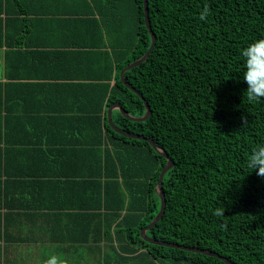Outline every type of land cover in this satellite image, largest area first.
Wrapping results in <instances>:
<instances>
[{"label":"trees","instance_id":"trees-1","mask_svg":"<svg viewBox=\"0 0 264 264\" xmlns=\"http://www.w3.org/2000/svg\"><path fill=\"white\" fill-rule=\"evenodd\" d=\"M0 0V207L44 208L62 237L90 242L98 264H226L150 237L264 264V176L248 167L264 147V99L239 80L241 51L264 38V0ZM144 100V101H143ZM43 166V169H41ZM39 168V169H38ZM3 177V178H2ZM31 177L30 180H19ZM14 178L9 182L8 179ZM26 202L10 204L8 185ZM225 209L222 216L214 213Z\"/></svg>","mask_w":264,"mask_h":264},{"label":"crops","instance_id":"crops-1","mask_svg":"<svg viewBox=\"0 0 264 264\" xmlns=\"http://www.w3.org/2000/svg\"><path fill=\"white\" fill-rule=\"evenodd\" d=\"M3 50L0 47V79L3 77ZM39 169V168H38ZM43 169V166H41ZM3 178V177H2ZM22 177L19 180H30ZM14 178L8 179L9 182ZM16 184L8 185L10 204L44 205V197L26 200L15 191ZM46 209L36 207H0V264H48L55 257L57 264H98L99 255L90 242L50 240L49 237H62L58 221L51 220V229L44 216Z\"/></svg>","mask_w":264,"mask_h":264},{"label":"water","instance_id":"water-1","mask_svg":"<svg viewBox=\"0 0 264 264\" xmlns=\"http://www.w3.org/2000/svg\"><path fill=\"white\" fill-rule=\"evenodd\" d=\"M143 11H144V22H145V26L148 29L150 36H151V43L149 48L146 50V52L138 59L134 60L133 62H130L129 64L125 65L121 70H120V80L121 82L130 90H132L133 92H135L136 94L138 93L125 79H124V71L127 69H130L131 67H134L136 65H138L140 62L144 61L147 56L149 55V53L152 51L154 43H155V37L154 34L151 32L150 30V25H149V18H148V7H147V0H143ZM144 101V100H143ZM144 105H145V113L144 115L140 116V117H133L131 115H129L122 107L119 103H113L111 104L107 109H106V118L107 121L110 125V127L115 130L116 132H119L121 134H124L128 137L131 138H135V139H142V140H146L149 142V144L151 145V147L158 152L159 154H162L165 158H166V163L164 164V166L162 167L158 179H157V183H156V192L160 198V208L157 212V214L155 215V217L144 227H142L139 231V235L140 237L150 243H154V244H158V245H163V246H168V247H173V248H180L182 250H188V251H192V252H198V253H202L205 255H209V256H215L221 260H223L226 264H233L231 263L227 258H225L224 256L219 255L218 253L211 251V250H207V249H203V248H199V247H195V246H188V245H183V244H178V243H174V242H167V241H163V240H159L153 237H150L146 234V231L152 227L162 216L164 209H165V197H164V193H163V189H162V177L164 175V173L171 168V166L173 165V161L169 158V156L167 155V153L160 147L156 146V144L151 140V138H147L144 137L141 134H137V133H133V132H123L121 131V129H119L117 126H115L111 120V112L113 109H118L122 115H124L127 118L133 119V120H144L150 113L149 107L147 105V103L144 101Z\"/></svg>","mask_w":264,"mask_h":264},{"label":"clouds","instance_id":"clouds-1","mask_svg":"<svg viewBox=\"0 0 264 264\" xmlns=\"http://www.w3.org/2000/svg\"><path fill=\"white\" fill-rule=\"evenodd\" d=\"M243 58V68L238 77L244 83L247 99L255 102L264 99V38H259L250 42L241 51ZM248 167L257 175L264 176V147L257 148L250 154ZM225 209L215 211L216 216H222ZM48 264H57V258L48 260ZM71 264V261H68Z\"/></svg>","mask_w":264,"mask_h":264}]
</instances>
